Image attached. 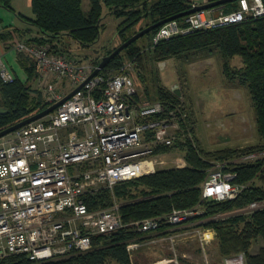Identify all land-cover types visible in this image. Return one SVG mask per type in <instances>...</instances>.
Here are the masks:
<instances>
[{"label":"built area","instance_id":"obj_1","mask_svg":"<svg viewBox=\"0 0 264 264\" xmlns=\"http://www.w3.org/2000/svg\"><path fill=\"white\" fill-rule=\"evenodd\" d=\"M208 1L194 0L191 7ZM217 8L161 24L153 42L264 14L263 0H238L230 12ZM14 47L35 61L37 83L50 105L81 87L48 114L0 137V260L17 255L33 262L66 258L91 249L94 236L123 226L117 203L91 210L85 194L155 171L164 164L163 153L156 150L191 139V129L180 106L166 110L159 101L133 100L131 62L115 74L91 76L97 66L53 53L48 43L17 41ZM0 78H15L2 61ZM223 168L220 163L211 168L201 184L202 198L231 199L241 191L235 173ZM261 207L264 201H255L246 209ZM197 213L195 208L173 209L132 224L147 233L163 225L180 229ZM200 239L209 237L204 233ZM136 247L128 244L131 256ZM203 259L210 264L205 253ZM219 264H245V259L239 254Z\"/></svg>","mask_w":264,"mask_h":264},{"label":"trees","instance_id":"obj_2","mask_svg":"<svg viewBox=\"0 0 264 264\" xmlns=\"http://www.w3.org/2000/svg\"><path fill=\"white\" fill-rule=\"evenodd\" d=\"M192 2L194 0H90L89 10L84 12L82 0H32L34 17L18 16L39 32L25 39L26 42L48 43L53 53L73 58L72 42L83 50L98 51L93 49V45L105 28L104 17L111 15L117 21L116 31L120 42L112 47L102 45V54L92 59V63L98 66L102 57L133 34L153 23L183 13L190 9ZM0 6L14 12L11 0H0ZM217 7L230 12L238 8V0ZM182 19V16L176 18ZM158 28L151 29L127 45L99 73L115 74L126 62H131L142 82V86L138 84L141 89L136 90L133 98L135 102L159 101L166 110L176 106L183 109L178 95L158 80L156 63L169 58L190 62L217 51L227 81L248 89L261 142L240 148L205 150L200 148L191 126V139L156 150L166 153L180 149L184 152V166L159 168L118 182L113 188L103 187L85 194V203L91 210L110 208L117 203L123 223L121 228L94 236L91 249L66 258L33 262L23 255H17L0 260V264H136L127 245L143 240L147 232L139 231L133 222L161 217L173 209L194 208L198 213L190 221H200L199 225L215 231V246L222 258L243 253L246 264H264V207L244 213L235 212L255 201H264V14L248 16L241 22L223 27L193 29L154 43L153 37ZM140 38H144L141 44L138 43ZM0 40L5 43L11 41L9 47L14 45L10 31L1 32ZM18 57L27 73V80L15 77L10 82H4L0 78V107L7 110L0 113V131L50 105L44 100L42 92L32 85L38 78L35 61L25 52H18ZM84 57L89 59L87 54ZM235 57L241 60L238 67L231 65ZM187 119L191 125L189 117ZM217 163L224 164V171L235 173L234 182L243 186L236 197L223 200L202 198L201 184ZM167 228L163 225L156 232L162 233ZM257 242H260V247L252 252V246Z\"/></svg>","mask_w":264,"mask_h":264},{"label":"rangeland","instance_id":"obj_3","mask_svg":"<svg viewBox=\"0 0 264 264\" xmlns=\"http://www.w3.org/2000/svg\"><path fill=\"white\" fill-rule=\"evenodd\" d=\"M84 6L88 10L89 4ZM103 22L105 28L99 40L93 45V49H98V51L83 50L72 42L70 48L73 58L82 59L80 62L92 63L94 57L102 54L104 49L102 45L106 44L108 47H112L120 42L116 31L117 21L111 15L106 14ZM138 28L139 26L136 27V29ZM142 42H144V38H140L138 43L141 44ZM86 54L89 55V59L84 57ZM221 63L220 54L217 51H213L190 62L169 58L156 63L155 70H157V78L163 86L172 91H178L177 95L182 103V110L189 117L191 125L188 124L190 128L193 126L200 148L216 150L226 147L240 148L259 144L261 137L257 131L255 111L248 89L243 85L228 82L222 73ZM231 65L233 67L240 66V58L235 57L232 59ZM129 68L136 90L141 89L139 85L142 86V82L137 77L136 68L134 65ZM32 85L42 92L44 98V92L37 81ZM259 155L262 156V154ZM160 157L164 159V164L158 165L155 170L180 167L186 164L184 152L180 149L168 150ZM246 208L235 212H248ZM199 222H193L192 228L181 227L176 230L180 233H187L184 237L192 238L182 239L183 241L185 240L184 242H178L180 239L175 242L176 237L175 240H168V245L164 252L170 255L169 262L172 261L173 264H203L204 253L207 255L210 264H219L227 258H222L218 254L215 246V231L212 228L199 225ZM204 230H208L206 231L207 233L204 232L209 237L206 242L200 239V236H204ZM211 231L213 233H210ZM212 234L213 238H211ZM212 241L213 243H211ZM130 243H135V241ZM169 243H171V249L168 248ZM149 246L151 247L144 251L145 259L152 264L154 262L153 259L158 257L160 253L158 250H154V247L157 246L156 244ZM259 247L260 242H257L252 246L251 251L256 252ZM239 254L243 255V253ZM153 264H156V262Z\"/></svg>","mask_w":264,"mask_h":264},{"label":"crops","instance_id":"obj_4","mask_svg":"<svg viewBox=\"0 0 264 264\" xmlns=\"http://www.w3.org/2000/svg\"><path fill=\"white\" fill-rule=\"evenodd\" d=\"M200 1H206V0H200ZM31 2L32 0H11V5L14 12L0 6V33L4 31H10L13 35L14 44L17 41H25V39H27L28 37L36 36L39 33L36 27L27 23L23 18L18 16L19 14L27 18L34 17ZM86 4L90 5V0H82V8L85 12L89 10V7L88 10H86L85 8L84 5ZM219 8L221 7H218L217 9ZM15 30H18L19 32L17 31L15 32ZM10 42L11 41L9 42L6 41L7 43L6 44L5 41L0 40V61H2L7 66V68L13 73L15 77H18L22 81H26L27 73L24 70V66L21 64V61H19L18 51L15 49L14 45L10 47L8 46ZM193 224L194 223L191 222L184 225L183 227L192 228ZM176 230L179 229L167 228L162 231L163 234L161 232H154V233L150 232L143 236L144 238L143 240L135 242L138 246L133 250L132 257L134 258L136 264H151L146 261L145 259L146 255L144 251H146L145 249L151 247L149 245H155V244L157 246L154 247V250H158L160 255L155 259H153L154 262H156V264H173L172 261L169 262L170 255L164 252V250L167 248L168 240L170 241V237L176 234L177 236H175L176 237L175 242H177V239H180V241L178 242H184L186 239L192 238L188 236L184 237V235H187V233H180ZM210 233L213 232L211 231ZM213 237L214 236L212 234L211 238ZM182 239L185 240L183 241ZM213 241L211 243H213ZM169 244L170 245L168 248L171 247V243Z\"/></svg>","mask_w":264,"mask_h":264},{"label":"water","instance_id":"obj_5","mask_svg":"<svg viewBox=\"0 0 264 264\" xmlns=\"http://www.w3.org/2000/svg\"><path fill=\"white\" fill-rule=\"evenodd\" d=\"M228 1H232V0H210L208 2H205V3H202V4H197V5H194L193 7H190V9L184 11L183 13H180L179 15H175V16H172V17H169L167 19H164V20H161L159 22H156V23H153L149 26H146L144 27L143 29L139 30L138 32H136L135 34H133L131 37H129L126 41H124L123 43H121L119 46H117L110 54L102 57L99 65L97 66V68L94 70V72L91 74V76H93L94 74H96L97 72H99V70H101L104 65L112 58L114 57L116 54H118L122 49H124L127 45H129L131 42H133L134 40L138 39L139 37L143 36L146 32L150 31L151 29L157 27V26H160L161 24L167 22V21H170V20H173V19H176L178 17H181V16H185L187 14H190L192 12H195V11H198V10H201V9H206V8H211V7H217L219 5H222ZM80 86H78L77 88H75L73 91H71V93H69L68 95H66L64 98H62L60 101L48 106L46 109L38 112V113H35L33 115H31L30 117L14 124V125H11L5 129H3L2 131H0V137L3 136V135H6L16 129H18L19 127L33 121V120H36L46 114H48L49 112H51L53 109H55L61 102H63L64 100H66L67 98H69L78 88H80ZM174 92L176 94H178V91L174 90ZM7 110L0 107V113H5Z\"/></svg>","mask_w":264,"mask_h":264},{"label":"bare ground","instance_id":"obj_6","mask_svg":"<svg viewBox=\"0 0 264 264\" xmlns=\"http://www.w3.org/2000/svg\"><path fill=\"white\" fill-rule=\"evenodd\" d=\"M182 17H184V16H182ZM154 233V232H153Z\"/></svg>","mask_w":264,"mask_h":264}]
</instances>
